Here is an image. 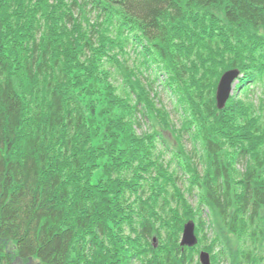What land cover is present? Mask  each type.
<instances>
[{
	"label": "trees",
	"instance_id": "1",
	"mask_svg": "<svg viewBox=\"0 0 264 264\" xmlns=\"http://www.w3.org/2000/svg\"><path fill=\"white\" fill-rule=\"evenodd\" d=\"M236 68L243 88L219 111ZM257 81L264 0H0V264H199L201 249L264 264ZM190 220L199 245L182 248Z\"/></svg>",
	"mask_w": 264,
	"mask_h": 264
},
{
	"label": "water",
	"instance_id": "2",
	"mask_svg": "<svg viewBox=\"0 0 264 264\" xmlns=\"http://www.w3.org/2000/svg\"><path fill=\"white\" fill-rule=\"evenodd\" d=\"M238 75L239 71L233 70L227 72L221 78L217 91V104L219 109H223L225 107V104L232 92V83L238 77ZM196 242L197 239L194 235V225L189 223L185 228L182 245L193 246L194 244H196ZM201 260L203 264H209V257L207 254L203 253L201 255Z\"/></svg>",
	"mask_w": 264,
	"mask_h": 264
},
{
	"label": "rangeland",
	"instance_id": "3",
	"mask_svg": "<svg viewBox=\"0 0 264 264\" xmlns=\"http://www.w3.org/2000/svg\"><path fill=\"white\" fill-rule=\"evenodd\" d=\"M162 89V88H161ZM258 90L260 91L261 89L260 88H258ZM162 99H163V102H164V104L166 105V107L168 108V110L169 111H171L172 110V108L174 109V104H173V102L170 100V98L166 95V94H162ZM171 115H172V120H173V122L177 125L178 124V122H179V120H178V117H179V115L177 114V115H175V113H171ZM187 146L190 148V147H192V145H191V143H189V142H187ZM190 202H191V204H193V205H195V202L193 201V200H190Z\"/></svg>",
	"mask_w": 264,
	"mask_h": 264
}]
</instances>
